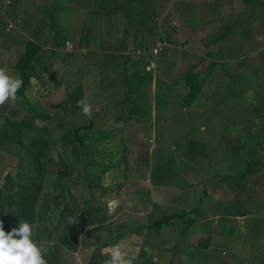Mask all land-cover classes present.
Segmentation results:
<instances>
[{
	"label": "rangeland",
	"instance_id": "1",
	"mask_svg": "<svg viewBox=\"0 0 264 264\" xmlns=\"http://www.w3.org/2000/svg\"><path fill=\"white\" fill-rule=\"evenodd\" d=\"M5 1L0 0V10L10 20L6 28L11 33L7 31L5 34H9L10 38L3 37L2 41L4 47L8 43L12 50L10 54L4 53L5 55L1 52L4 56L2 66H9L12 70L15 65L16 69L21 66L19 56L24 50L23 44L29 38L41 41L39 50L43 53L35 57L30 67L24 68L25 73L29 77H35L38 84L34 81L31 85L29 83L25 87V94L22 98L17 97L15 104L0 106L1 127L4 126V117L10 122L25 118L20 125L21 136L13 134L14 131L6 127L9 132L6 136L10 138L0 137L1 213L15 215L18 212L20 194L26 195L24 187L37 190L40 186L41 195L56 199L60 191L58 182L61 181L58 173L64 170V165L71 169V177H79L82 182H87V178L91 177L89 181L98 182L103 177L102 171L115 168V163L120 160L121 165L126 162L124 164L129 171V182H132L135 169L147 167L150 158L151 165H154V160H162L167 163L171 161L170 166H174L178 159L181 168H184L183 165L196 166L200 171L199 177L219 173L226 187L223 189V196L219 193L216 196L217 201L225 204L224 207H201V212L196 217L200 219V223L193 227V240L207 232L205 224L208 222L205 219L213 215L212 212L215 216L221 213H244L250 216V220L254 219L248 225L250 229L264 228V143L240 141L232 136V129L235 131L234 123L250 119L254 114L252 107L249 106L242 112L230 108L225 120L211 106L219 104H215L213 100L222 95L220 92L202 93V103L186 108L184 112L179 110L187 91L181 93L178 90L177 93L173 91L172 95L169 94L171 87L173 90H182L183 85L191 81L188 79L189 75H198L195 73L194 62L188 58V30L196 31L200 28L198 25L196 29L193 22L197 15L195 8L187 6L188 3L183 1H178L169 8V0H147V5L132 0ZM167 6L169 10L166 9ZM93 9L98 12L92 13ZM114 14V28L109 29ZM98 16L102 27L100 38L98 31L94 30L96 23H100L96 22ZM197 32L204 35L202 29ZM181 33L185 38H178ZM200 41L203 44L204 38ZM65 42L72 43L71 52L64 51ZM157 42L165 43V46L156 58L138 54V49L148 53ZM198 48L201 52L204 51L200 44ZM106 59H114L115 64L119 65L116 71L118 74L114 78L107 77L108 74L103 76L102 68H97ZM14 73V76L20 77L19 70ZM194 80L198 82L196 85L199 88L204 77H195ZM78 81L86 85L85 93L82 91L81 96L87 97L92 105L91 118L84 116L75 102L73 94ZM108 82L110 85L114 82V85L104 88L103 85ZM200 82L202 83L199 84ZM125 88L128 93L122 95ZM184 90L189 91V88ZM251 92L244 99V107L256 97ZM125 117L127 119L123 123L121 119ZM178 121L181 123L178 124ZM178 125L181 130L175 131ZM248 128H254L256 137L264 135V121L253 127H244L243 131L247 132ZM73 130L82 140H87V144L78 148L77 144L73 148H62L61 136ZM39 137L46 138L56 146L48 145L45 156L39 158L36 164L31 142ZM20 138L21 145L18 143ZM187 138L194 142L191 143ZM205 144L209 146L207 149ZM91 147V150L88 149ZM88 153L93 154L89 156ZM247 161L248 172L244 169ZM257 162L261 163L259 169L255 166ZM141 174L138 177L144 180L145 173ZM50 184V190H46ZM194 184V188L188 186L182 191L191 190L190 193L196 200L203 199L205 195L208 199L210 189ZM171 191L169 190L170 195ZM99 194L101 197L102 191ZM66 197L69 198V195ZM53 200L48 201V206L54 208L53 211L43 212L41 205L38 207L40 214L34 224L38 232H46L45 226L49 229L54 222L56 228L54 230L53 227L51 233L54 230L57 235L71 218L60 216V208L52 206ZM27 209L28 207L25 208L26 211ZM94 216L86 215L82 217V222L85 220L88 223ZM258 219L262 220L259 226L255 221ZM178 226L177 223L172 229L165 231L166 235L163 236L168 242L167 247L176 244V240L174 242L171 237ZM127 228L129 231V224L126 227L121 224L116 232H127ZM51 235L55 237L54 234ZM57 242L55 238L54 243ZM142 250L146 252V256L140 258L137 264H148L151 251L147 252L145 246L140 253Z\"/></svg>",
	"mask_w": 264,
	"mask_h": 264
},
{
	"label": "crops",
	"instance_id": "2",
	"mask_svg": "<svg viewBox=\"0 0 264 264\" xmlns=\"http://www.w3.org/2000/svg\"><path fill=\"white\" fill-rule=\"evenodd\" d=\"M132 1L141 5H147L146 3L148 2L147 0ZM169 1V8L178 1L186 2L188 5H185L195 8L197 19L195 18L193 22L196 29H198V25L200 26L196 31H194L195 29L193 31L188 30V33H190L188 58L196 66L195 73L198 75L194 73V78L204 77L203 84L199 87L200 90L204 89L199 92V95L189 107L193 108L202 103L201 94L204 92H220L222 94L213 100L215 104H219L214 106L211 104V106L213 108L212 110L217 111L225 120H227V113L230 111V108L242 112L251 106L254 114L248 120H237L233 125L235 131L232 129V136H235V139L240 141L249 140L255 141L256 144L264 143V135L262 137H256V134L253 132L254 128H248L249 130L247 132L243 131L244 127H253L256 126V123L264 121V0ZM4 2L6 1L4 0ZM169 8L167 6L166 9L169 10ZM94 10H92V13L98 12V10ZM113 16V20H110L109 29L114 28L116 14ZM9 21L5 12L0 10V67L8 68L10 74L14 76V71L18 72V69L15 68L16 65L14 66L15 70H12L9 66H2L4 58L2 54H10L12 50L8 43L4 47L2 41L3 37L10 38L9 34L11 32L6 28V24ZM99 21L100 23H96L97 26H94V30L98 31V37L100 38L99 34L102 27L101 18L98 16L96 22ZM8 28H10V25H8ZM201 29L204 35L197 32ZM7 31H9V34H5ZM21 34H23L22 31ZM182 37H184V34L181 33V35H178V38L181 39ZM202 37L204 38L203 44L200 41ZM17 40L19 42V39ZM36 40V38L34 40L29 38L23 44L24 50L19 56V59L25 53V45L27 42H32L41 47V41L38 42ZM198 44L202 48L204 47L203 52L198 48ZM41 52L42 50L40 49L35 57ZM35 57L33 61H35ZM115 61L114 59H106L103 63L101 61L97 68H102L103 76L108 74L107 77L114 78L119 66L115 64ZM197 62L199 65H196ZM124 73L127 75L126 72ZM98 74H100L99 70ZM32 81L38 82L35 77L30 76V85ZM80 82L78 81L76 87L78 96L80 95L79 100L83 98L81 94L82 91L85 93L86 87L84 83L82 84ZM196 83L198 84V82ZM107 85L113 86L114 82L111 85L108 82L103 87L105 88ZM183 87L188 88L186 84ZM183 87L182 90L180 88L173 90L171 87L169 94L172 95L173 91L177 93L178 90L181 93H185L186 91L188 93V90H184ZM250 92L255 94L256 97H254L252 103L244 107V99ZM126 93L128 92L125 88L122 91V95ZM183 98L180 106L182 109L180 108L179 110L182 112L186 108H189L183 105ZM170 102H172V99H170ZM126 119L125 117L121 120L123 122ZM177 123L180 124L181 122L178 121ZM178 126L175 131L181 130V126ZM187 139L188 141L190 140L189 138ZM206 142L212 145L211 142ZM205 146L206 149L209 147L208 144H205ZM93 147L88 149L91 150ZM88 154L90 156L93 153ZM159 162L162 166L167 164L168 175L164 178L159 177L155 185L150 181L152 168L151 158L149 159L147 167L142 166V168L135 169L136 172L133 173L135 177L132 178V182H129V171L126 170L127 168L124 164L126 162H123L121 165L120 160L115 163V168H109L98 182H67L66 186L68 189L65 188L64 197L70 212L65 214L64 217L69 218L70 216L78 227V233L76 232L73 235L76 236V245L74 244V240L70 239L69 235L66 237V232H63V229L57 235L54 233L56 228V223L54 222L50 224L51 228L49 229L45 226L46 232H38L35 228L33 239L38 242H45V247L47 248L45 258L48 264H104L105 259L109 258L108 253L112 246L121 242H123V245L130 254L137 255L135 264L139 262L140 250L144 246L146 247V251L148 252L150 250V254H152L148 264H264V228L258 230L250 229L248 225L254 219L250 220V216L247 214L221 213L219 216H215L212 212L213 215L205 219V222H208L205 224L207 232L204 235L195 237L196 239L194 240L192 239L193 227L200 223V219H196V217L200 214L201 207L225 206V204L220 203L221 201H217L216 199L218 193L223 196V189L226 188L224 186V179L221 178L219 173L215 172V175L199 177L198 173L200 171L196 166L183 165L184 168H181L182 165L178 163V159H176L174 166H170L171 161L167 163L160 160ZM259 165L261 166V163H255L257 169H259ZM262 167L264 168V164ZM138 169L140 172H138ZM143 169L144 171H142ZM244 169L246 172L249 171L247 164H245ZM143 172L145 173L144 180L138 177L142 176L141 173ZM220 172H222V169H220ZM241 178L243 179V175H241ZM121 183L123 185L120 189L114 188ZM194 183L201 184L205 189H210L207 194L209 196L208 199L205 195L203 199L196 200L194 195L190 193L191 190L182 191V189L188 186L194 188L195 186L193 185H196ZM51 185H48L46 190H50ZM98 186L113 190L107 192L102 191V196L100 197L99 191L101 190ZM39 187L37 190L23 188L29 190V193L32 194L31 196L35 198L34 214L32 220L21 217L18 222V227L21 221H28L34 225L38 218L37 215L40 214L38 213V207L40 205L43 212L54 210V208L48 206V201L53 199L47 195H41L39 193ZM169 190H172L171 195L169 194ZM68 191L70 192L69 194ZM72 192H74V195H72ZM67 195H69V198L66 197ZM221 196L219 197L221 198ZM106 204L108 205V209ZM52 206L54 207V205ZM103 206H105L104 212L106 213L105 222L99 223L101 221L100 209L102 210ZM60 210L61 208L59 212ZM170 211H173V213ZM92 214L95 216L89 220L90 222L85 223V220L82 222V217ZM163 214L186 215L183 218L180 216V218L172 220L169 226L161 230L155 231L146 228L151 221L157 220ZM2 215L3 213L0 212V217ZM262 218L264 220V217ZM186 220L192 221V225L188 228L186 234H184ZM262 220H255L258 222V226L262 224ZM177 223L179 226L174 229L173 236L171 237L174 242L176 240V244L167 247L166 244L168 242L164 240V236L166 235L165 231L172 229ZM121 224H124V227L129 224L130 230L128 231L127 228V232H124L126 231L124 230V233L117 238L116 231L120 229ZM53 227L54 230L51 233ZM106 230L107 233H104ZM51 234H54L55 237ZM55 238L58 240L57 243H54ZM75 246L76 249L74 251L72 249L70 250V247L73 248ZM94 254H99V257L98 261L92 263L91 258ZM153 255L156 257H153Z\"/></svg>",
	"mask_w": 264,
	"mask_h": 264
},
{
	"label": "trees",
	"instance_id": "3",
	"mask_svg": "<svg viewBox=\"0 0 264 264\" xmlns=\"http://www.w3.org/2000/svg\"><path fill=\"white\" fill-rule=\"evenodd\" d=\"M128 32L125 30V34H127ZM39 46L32 43V42H27L25 45V53L21 56V60H20V64L21 66L18 68L19 72H20V78L23 80V86L21 87V89L18 91L17 93V97L18 98H22L25 92V87L29 84V75L25 73L24 68L25 66L30 67V65L32 64V61L35 57V55L37 54V52L39 51ZM188 79H190L191 81H188L186 83V86L189 88L188 93L185 95V97L183 98V105L185 107H189L196 99V97L199 95L200 89L197 87L196 85V81L194 80V76L193 75H189ZM75 93L73 94L74 98H75V102L77 104V99L80 98V95L78 96V91H74ZM127 94V93H126ZM125 94V95H126ZM74 102V103H75ZM75 104V106H76ZM74 106V107H75ZM28 119L32 120L33 117H27ZM25 120V118L16 121V122H10L6 117H4V126L1 127L0 125V137H4L6 135L9 134V132L6 130V127L11 128L14 132L13 134H16L18 136L22 135V130L20 128V125L23 124V121ZM48 132V130L46 129V133ZM77 132L73 130L69 131L65 134H63L61 136L62 142L60 143L61 147L64 148H73L72 146L77 144L78 148L81 145H86L87 144V140H82L80 137L77 136L76 134ZM8 137V136H6ZM10 138V137H8ZM21 138L19 139L18 143L21 145ZM194 141H191V143H193ZM52 144V146H56L55 143H50L47 141L46 138L44 137H39L37 139H33V141L31 142V147H33V160L36 164H38V159L41 157L45 156V150H47V146ZM196 144V143H195ZM190 146V145H189ZM189 146H187V149L189 151H191V149L189 148ZM35 150V151H34ZM160 160H154L153 162L154 165H152L151 168V173H150V181L153 185H155L158 182V178L162 177L164 178L165 176L168 175V167L162 166L159 162ZM247 165L249 164V161H247L246 163ZM37 166V165H36ZM247 169V168H246ZM71 169L68 168V166L64 165V170L60 171L58 173V176H60L61 178L59 180H61L60 182H58L60 191L58 193V197L56 199H54V206L55 208H61L59 215H65L67 213H69V207L68 204L65 202V197H64V191L65 188H67L66 183L67 182H77L80 181L79 177L78 178H73L71 177L72 172H70ZM108 169H104L101 173V175H104L105 172H107ZM38 174L39 171H38ZM40 176V175H39ZM42 177V176H41ZM91 177H88L87 182L88 183H92L93 181H89ZM43 180V179H42ZM43 182V181H42ZM45 183V182H44ZM123 183L118 184L117 186H115V189H120L122 187ZM100 188L101 191L103 192H107V191H112L113 189L111 188H102L100 186H98ZM68 189V188H67ZM23 192H26V195L24 194H20L19 197V210L15 215H11V214H3L0 217V221H3V226H4V230L6 232H11L12 228H17L18 227V222L19 219L21 217H26L28 219H33V214H34V202H35V198L33 196H31L32 194L29 193V190L27 189H23ZM29 193V194H28ZM47 197V196H46ZM61 197L62 200H59ZM12 198V197H11ZM30 199H32L30 201V203L28 202ZM58 201V202H57ZM62 201V202H60ZM27 211L25 210V208H27ZM24 209V210H23ZM25 211V212H24ZM100 214H101V221H99V223H103L105 222V216L106 213L104 212L103 208L102 210L100 209ZM31 213V215L29 216V214ZM105 213V214H104ZM186 214H163L160 217H158L157 220L155 221H151L150 224H148L146 226V228H148V230H161L164 227L169 226L170 222L176 218H180V216L185 217ZM67 225L63 226V232H66V237L69 235L70 239L74 240V244L76 245V236H73L76 232L78 233V227L75 225V223H70V220L66 222ZM192 225V221L190 220H186L185 221V228H184V234H186L188 228ZM124 232H120L117 234V238L120 237ZM74 238V239H73ZM72 242V241H70ZM75 250L76 246L71 248L70 250ZM146 256V252L144 250L141 251L140 253V258H143ZM98 257L99 254H94L92 255L91 261L92 263L95 261H98ZM91 264V263H90Z\"/></svg>",
	"mask_w": 264,
	"mask_h": 264
},
{
	"label": "clouds",
	"instance_id": "4",
	"mask_svg": "<svg viewBox=\"0 0 264 264\" xmlns=\"http://www.w3.org/2000/svg\"><path fill=\"white\" fill-rule=\"evenodd\" d=\"M22 86L20 77L11 75L8 68L0 67V106L15 104ZM77 107L84 116L91 118L93 108L87 97L78 100ZM70 223L75 221L70 218ZM34 235L35 225L28 221H21L19 227L12 228L11 232H6L3 221H0V264H48L45 242L36 241ZM108 256L104 264H135L137 259L135 254L129 253L123 242L113 245Z\"/></svg>",
	"mask_w": 264,
	"mask_h": 264
},
{
	"label": "built area",
	"instance_id": "5",
	"mask_svg": "<svg viewBox=\"0 0 264 264\" xmlns=\"http://www.w3.org/2000/svg\"><path fill=\"white\" fill-rule=\"evenodd\" d=\"M164 46H165V43L157 42L155 46L152 48V50L149 51L148 53L144 52V50L141 51L140 49H138L137 52L140 56L149 55L151 57L156 58L163 51ZM63 47H64L65 52H71L73 50V45L70 42H65Z\"/></svg>",
	"mask_w": 264,
	"mask_h": 264
}]
</instances>
